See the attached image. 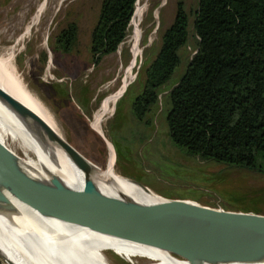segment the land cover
Here are the masks:
<instances>
[{
  "label": "rangeland",
  "instance_id": "obj_1",
  "mask_svg": "<svg viewBox=\"0 0 264 264\" xmlns=\"http://www.w3.org/2000/svg\"><path fill=\"white\" fill-rule=\"evenodd\" d=\"M102 2L0 0V52L15 46L12 76L16 90L20 94L24 91L32 94L48 109L66 141L93 166L92 170L107 171L109 146L112 149L114 146V171L156 194L210 206L219 205L225 210L244 214L264 215V172L189 156L174 146L169 137L166 122L169 104L163 105V101L195 54L193 12L198 8L199 0H184L190 12L189 42L181 50L180 65L164 87L151 127H145L134 119L131 99L141 90L146 69L159 52L161 35L173 23L177 0H138L134 13L142 5L146 8L138 24L141 52L136 63L131 65V35L136 27L133 14L129 33L117 51L104 56L95 66L89 50L90 38ZM43 3V12L35 21V14ZM70 23L78 26V44L69 54L58 52L56 55L53 49L55 38ZM152 34L153 41L150 42ZM43 55H46L45 62ZM129 67L131 76H128ZM127 80V90L124 88L118 93ZM57 84L68 88L70 85L73 98L68 93L64 101L62 94L54 91L59 90ZM78 86L80 93L87 88L85 107L72 100L75 99L73 88ZM112 99L115 100L114 111L108 116L106 113ZM98 120H102V133L113 146H108L95 128ZM7 239L10 247L21 253L19 245L11 237ZM109 255L114 264H126L119 255Z\"/></svg>",
  "mask_w": 264,
  "mask_h": 264
},
{
  "label": "trees",
  "instance_id": "obj_2",
  "mask_svg": "<svg viewBox=\"0 0 264 264\" xmlns=\"http://www.w3.org/2000/svg\"><path fill=\"white\" fill-rule=\"evenodd\" d=\"M137 1L103 0L90 38L95 66L128 35ZM176 4L173 23L161 35L159 52L131 99V114L145 127L153 125L160 96L189 42L190 12L184 0ZM193 14L195 54L163 101L169 104V137L189 156L264 172V0H199ZM77 44L78 26L70 23L59 31L53 49L66 55ZM58 86L54 91L64 101L68 93L73 98L70 85ZM79 89L73 88L72 100L84 106L87 88Z\"/></svg>",
  "mask_w": 264,
  "mask_h": 264
},
{
  "label": "bare ground",
  "instance_id": "obj_3",
  "mask_svg": "<svg viewBox=\"0 0 264 264\" xmlns=\"http://www.w3.org/2000/svg\"><path fill=\"white\" fill-rule=\"evenodd\" d=\"M44 6L43 3L38 9L35 21L43 12ZM145 8L142 5L135 13L136 27L131 35V65L136 63L141 52L138 46V24ZM153 36L154 34L150 36V42L153 41ZM15 56V46L0 52V89L36 115L56 136L64 139L48 109L32 94H27L26 91L20 94L16 90V82L12 76ZM131 67L128 68V76H131ZM127 82L128 80L124 82L118 93L126 87ZM114 103V99L109 103L106 113L108 116L114 111ZM101 121L98 120L95 126L100 133L103 129ZM0 146L19 158L26 168L39 177H58L76 189H81L84 185L83 172L64 150L49 137H36L1 100ZM106 170L103 173L92 170L91 178L107 194L125 195L143 202L160 199L158 194L149 192L151 190L147 187L114 171L111 146ZM0 211V248L15 264H114L109 253L119 255L126 264H196L187 246L160 233L66 213L44 216L22 204H17L16 209L1 192ZM7 237H11L19 245L21 253L10 247ZM175 253L187 258L178 257Z\"/></svg>",
  "mask_w": 264,
  "mask_h": 264
},
{
  "label": "water",
  "instance_id": "obj_4",
  "mask_svg": "<svg viewBox=\"0 0 264 264\" xmlns=\"http://www.w3.org/2000/svg\"><path fill=\"white\" fill-rule=\"evenodd\" d=\"M0 100L36 137L54 140L85 177L81 189L58 177H39L0 146V192L16 209L17 204H22L44 216L66 213L160 233L187 246L196 264H264V215L159 194L160 199L153 202L109 195L91 178L93 166L65 138L56 136L36 115L1 89ZM99 134L108 146H113L103 133ZM0 255L8 264H15L1 248Z\"/></svg>",
  "mask_w": 264,
  "mask_h": 264
},
{
  "label": "built area",
  "instance_id": "obj_5",
  "mask_svg": "<svg viewBox=\"0 0 264 264\" xmlns=\"http://www.w3.org/2000/svg\"><path fill=\"white\" fill-rule=\"evenodd\" d=\"M0 264H8V263L2 258L1 255H0Z\"/></svg>",
  "mask_w": 264,
  "mask_h": 264
},
{
  "label": "crops",
  "instance_id": "obj_6",
  "mask_svg": "<svg viewBox=\"0 0 264 264\" xmlns=\"http://www.w3.org/2000/svg\"><path fill=\"white\" fill-rule=\"evenodd\" d=\"M127 90V89H126ZM134 97V96H133ZM86 105H84L83 107H85Z\"/></svg>",
  "mask_w": 264,
  "mask_h": 264
}]
</instances>
